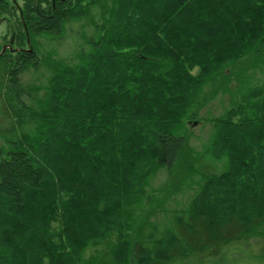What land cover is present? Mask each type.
Instances as JSON below:
<instances>
[{
  "label": "trees",
  "instance_id": "trees-1",
  "mask_svg": "<svg viewBox=\"0 0 264 264\" xmlns=\"http://www.w3.org/2000/svg\"><path fill=\"white\" fill-rule=\"evenodd\" d=\"M15 3L0 264H264V0Z\"/></svg>",
  "mask_w": 264,
  "mask_h": 264
},
{
  "label": "rangeland",
  "instance_id": "rangeland-1",
  "mask_svg": "<svg viewBox=\"0 0 264 264\" xmlns=\"http://www.w3.org/2000/svg\"><path fill=\"white\" fill-rule=\"evenodd\" d=\"M12 1H14V2H16L15 4L17 5V6H22L23 5V0H12ZM19 8V7H18ZM19 12V11H18ZM7 23H6V21H4V22H2V24L0 25V44H6V45H8L9 44V41H11L10 40V37L12 36V35H16V31H15V29H16V27H14V28H12L11 29V27H12V25L11 26H9V25H6ZM8 26H9V28H8ZM9 29H11V31H8ZM13 30L16 32H13ZM65 42V41H64ZM72 42V41H71ZM67 49H65V48H63V49H58V52H61V53H65V52H67L66 50H68V51H70L69 50V48H68V46L66 47ZM193 128V130H194V133H195V137L196 138H198V139H200V138H205V136H206V133H207V129H204V130H202L201 128H200V126L199 125H196V126H194V127H192ZM245 261H247L246 259H245ZM239 264H241V263H239Z\"/></svg>",
  "mask_w": 264,
  "mask_h": 264
},
{
  "label": "flooded vegetation",
  "instance_id": "flooded-vegetation-1",
  "mask_svg": "<svg viewBox=\"0 0 264 264\" xmlns=\"http://www.w3.org/2000/svg\"><path fill=\"white\" fill-rule=\"evenodd\" d=\"M14 37V35H12L11 36V38H13ZM12 40V39H11ZM11 42L12 41H10L9 42V44L8 45H6V44H0V52L2 53V52H4L6 49H8V48H10L11 47ZM14 48H12V50H13ZM17 49H15V50H13V51H16Z\"/></svg>",
  "mask_w": 264,
  "mask_h": 264
}]
</instances>
